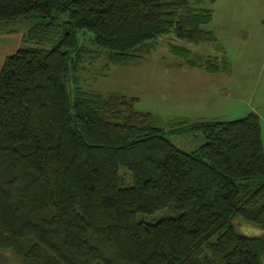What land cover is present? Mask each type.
<instances>
[{"label":"trees","instance_id":"trees-1","mask_svg":"<svg viewBox=\"0 0 264 264\" xmlns=\"http://www.w3.org/2000/svg\"><path fill=\"white\" fill-rule=\"evenodd\" d=\"M201 1L0 0V24L33 22L26 47L0 69V253L14 259L0 255V264H264V233L233 222L264 229L256 113L164 125L136 111V98L78 84L85 34L114 66L171 35L181 65L229 73L217 37L202 28L213 13L195 7ZM167 134L204 142L186 152ZM164 210L172 214L140 218Z\"/></svg>","mask_w":264,"mask_h":264},{"label":"rangeland","instance_id":"rangeland-1","mask_svg":"<svg viewBox=\"0 0 264 264\" xmlns=\"http://www.w3.org/2000/svg\"><path fill=\"white\" fill-rule=\"evenodd\" d=\"M195 7L212 10V21L202 28L213 30L230 62L229 73L212 74L181 65L183 60L170 52L171 35L155 40L148 53V48L140 51V59L114 66L107 64L105 55L93 45L91 35L85 34L80 40L83 61L77 71L78 84L102 96L118 93L136 98V111L151 113L164 125L177 118L190 122L235 120L248 114L251 107L264 115V0H202ZM32 25V20L0 24V69L6 57L26 47L23 38ZM180 45L195 55H215L210 45ZM262 128L264 134L263 119ZM166 137L186 152L204 142L200 134ZM120 173L123 185H130L129 172L121 168ZM165 212L140 218L154 221L172 214ZM233 222L238 230L246 231L248 226L249 231L242 232L246 235L264 233L262 227L239 215ZM0 255L14 260L9 252Z\"/></svg>","mask_w":264,"mask_h":264},{"label":"crops","instance_id":"crops-1","mask_svg":"<svg viewBox=\"0 0 264 264\" xmlns=\"http://www.w3.org/2000/svg\"><path fill=\"white\" fill-rule=\"evenodd\" d=\"M211 31H213V30H211ZM250 112H254V113H256L258 116H259V118H260V121H261V129H262V143H263V147H264V134H263V128H262V119L264 120V115L263 114H261V113H259L257 110H256V108L255 107H251V110L249 111V113Z\"/></svg>","mask_w":264,"mask_h":264}]
</instances>
